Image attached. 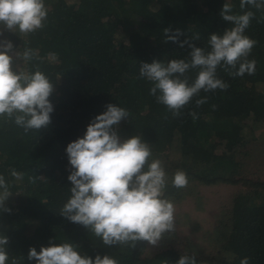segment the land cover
<instances>
[{"label": "trees", "instance_id": "16d2710c", "mask_svg": "<svg viewBox=\"0 0 264 264\" xmlns=\"http://www.w3.org/2000/svg\"><path fill=\"white\" fill-rule=\"evenodd\" d=\"M224 2L233 5L234 14L254 12L246 34L257 41L249 56L256 62L255 72L233 77L219 67L217 76L228 89L201 91L200 97H208L205 104L197 108L194 97L180 116L173 117L149 94L152 85L140 78V64L188 57L187 47L165 41V28L181 30L180 41L199 33L196 45L207 48L211 33L232 26L220 15ZM45 3L49 11L43 29L27 36L10 31L0 35V40H11L16 50H38L43 59L26 67L34 71L39 65L54 85L49 97L54 111L46 128L25 132L0 118V174L13 193L6 201L11 212L0 211V232L9 238L10 258L19 264H36L27 259L29 248L39 251L51 239L57 244H77L93 258L108 253L120 264H176L183 254L195 255L198 264H241L245 257L248 264H264V173L242 168L245 158L264 162L259 153L252 155L257 138L251 135L257 123L264 126V7L241 9L240 0ZM198 71L186 73L189 83ZM108 103L130 112V118L117 128L121 139L140 133L151 144L153 157L163 160L169 176L165 196L175 210L185 203L196 205L203 214L202 191L221 185L217 191H223V210L215 222L201 215L200 223L186 212L185 219L175 215L176 231L155 246L147 241H138L135 247L105 246L84 226L60 215L71 194L66 147L84 135L92 118L105 111ZM191 111L198 114L195 121ZM178 169L188 177L183 188L171 183ZM13 170L22 173V179L13 177ZM17 195L29 210L12 203Z\"/></svg>", "mask_w": 264, "mask_h": 264}, {"label": "clouds", "instance_id": "9594fccd", "mask_svg": "<svg viewBox=\"0 0 264 264\" xmlns=\"http://www.w3.org/2000/svg\"><path fill=\"white\" fill-rule=\"evenodd\" d=\"M246 5L260 9L264 0H240L241 9ZM48 11L45 0H0V35L5 29L24 36L37 32L45 27ZM220 15L232 26L222 33H211L207 48L196 45L199 33L180 41L179 36L184 35L181 30L165 28V41L187 47L188 57L140 64V78L152 85L149 94L166 106L173 117L180 116L194 97L197 108L205 104L208 97H200L201 91L228 89L229 85L217 76L219 67L233 77L255 72L256 62L249 56L257 41L246 34L254 12L234 14L233 5L224 2ZM42 59L36 49L16 50L11 40H0V118L14 122L25 132L46 128L54 111L49 99L53 81L39 65L34 71L26 67L29 62ZM191 69L199 71L189 83L186 73ZM105 107L92 118L84 135L66 147L71 194L59 213L84 226L105 246L135 247L138 241L155 246L165 235L176 231L175 206L165 196L168 173L163 160L153 157L151 144L140 133L121 139L117 128L122 120L130 118L129 110L113 103ZM189 114L194 121L198 118L195 111ZM12 176L19 180L23 174L13 170ZM30 180L35 182L34 177ZM171 183L176 188L185 187L186 172L178 169ZM10 188L0 174V211L11 212L6 205L13 194ZM8 243V236L0 232V264H19L16 258H10ZM79 249L70 241L57 244L50 239L48 246L42 245L39 251L30 247L27 259L36 264H120L108 253H97L93 258ZM176 264L198 262L195 255L183 254ZM241 264H248V258H243Z\"/></svg>", "mask_w": 264, "mask_h": 264}, {"label": "rangeland", "instance_id": "374dc122", "mask_svg": "<svg viewBox=\"0 0 264 264\" xmlns=\"http://www.w3.org/2000/svg\"><path fill=\"white\" fill-rule=\"evenodd\" d=\"M4 31H8V30L5 29ZM257 124L255 125L254 133L251 134V135L254 134L257 138L256 141L257 146L254 148L255 150L252 152V155H254L255 153H259L258 157L263 158L264 154L262 153L264 152V126L261 123H257ZM256 164H258L259 166H256ZM242 168L243 169L252 168L257 171L261 170V173H264V162L259 161L256 157H252L250 159L245 158ZM219 188H221V185L217 184L216 186L213 185L212 187L211 186L208 187V189L205 188L202 191L204 194L203 214H201V209L196 205H187L184 203L182 208L175 210V215H180L181 219H185L186 218L185 214L186 212H188L197 218L195 221H199L200 223H201V215H205V217H207L211 222H215L217 219L216 214H219L223 210V206L222 204H220L223 191L222 189L217 191ZM17 197L18 195L12 201V203L21 210H27V209L29 210L30 209L29 206L25 203H22L21 199ZM208 223L210 224V222ZM176 224L178 223L176 222Z\"/></svg>", "mask_w": 264, "mask_h": 264}]
</instances>
